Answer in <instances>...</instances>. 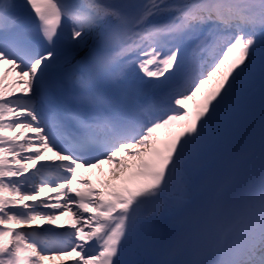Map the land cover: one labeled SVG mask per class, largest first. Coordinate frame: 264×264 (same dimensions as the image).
Listing matches in <instances>:
<instances>
[{
  "label": "snow or ice",
  "instance_id": "snow-or-ice-1",
  "mask_svg": "<svg viewBox=\"0 0 264 264\" xmlns=\"http://www.w3.org/2000/svg\"><path fill=\"white\" fill-rule=\"evenodd\" d=\"M0 264H264V0H0Z\"/></svg>",
  "mask_w": 264,
  "mask_h": 264
},
{
  "label": "rangeland",
  "instance_id": "rangeland-1",
  "mask_svg": "<svg viewBox=\"0 0 264 264\" xmlns=\"http://www.w3.org/2000/svg\"><path fill=\"white\" fill-rule=\"evenodd\" d=\"M66 216H67V218L63 217V221L64 222H61V223L57 222V223L58 224H64L65 226L69 225L68 223H66V221H68L69 223H71L72 222V218H71V216H68V215H66Z\"/></svg>",
  "mask_w": 264,
  "mask_h": 264
}]
</instances>
